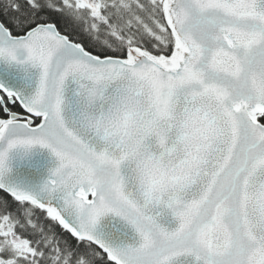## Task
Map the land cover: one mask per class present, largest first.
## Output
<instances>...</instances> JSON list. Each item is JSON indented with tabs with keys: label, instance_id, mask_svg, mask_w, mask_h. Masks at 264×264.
Returning <instances> with one entry per match:
<instances>
[{
	"label": "snow or ice",
	"instance_id": "1",
	"mask_svg": "<svg viewBox=\"0 0 264 264\" xmlns=\"http://www.w3.org/2000/svg\"><path fill=\"white\" fill-rule=\"evenodd\" d=\"M0 264H264V0H0Z\"/></svg>",
	"mask_w": 264,
	"mask_h": 264
}]
</instances>
